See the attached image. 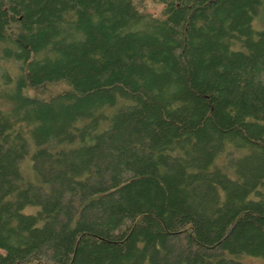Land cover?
<instances>
[{"label":"trees","instance_id":"16d2710c","mask_svg":"<svg viewBox=\"0 0 264 264\" xmlns=\"http://www.w3.org/2000/svg\"><path fill=\"white\" fill-rule=\"evenodd\" d=\"M147 1L0 0V264L264 260L262 1Z\"/></svg>","mask_w":264,"mask_h":264},{"label":"rangeland","instance_id":"374dc122","mask_svg":"<svg viewBox=\"0 0 264 264\" xmlns=\"http://www.w3.org/2000/svg\"><path fill=\"white\" fill-rule=\"evenodd\" d=\"M261 6L259 7V10L253 19L252 22V28L256 31H262L264 30V0H261ZM147 8L152 13H158V10L160 9L159 6L156 5L155 0H148ZM63 89L62 86L55 85V86H45L42 88L37 89H28L26 93L30 96H37L41 99H49L53 95L57 94ZM20 170L22 173L23 178V184H33L38 185L39 184V178L35 174L32 168V162L30 160V157H25L21 163H20ZM36 211V208L34 207H27L25 210V213H34ZM239 261L241 264H264L263 259L259 258H252L248 256H240Z\"/></svg>","mask_w":264,"mask_h":264}]
</instances>
